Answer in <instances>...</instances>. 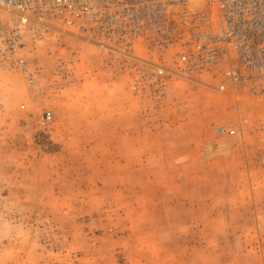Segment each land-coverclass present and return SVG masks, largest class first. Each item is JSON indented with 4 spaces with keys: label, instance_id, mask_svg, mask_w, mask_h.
Returning <instances> with one entry per match:
<instances>
[{
    "label": "rangeland",
    "instance_id": "obj_1",
    "mask_svg": "<svg viewBox=\"0 0 264 264\" xmlns=\"http://www.w3.org/2000/svg\"><path fill=\"white\" fill-rule=\"evenodd\" d=\"M24 42L21 55L39 70L46 94L17 72L1 73L0 264H264V173L250 178L230 159L223 172L199 163L189 172L176 168L183 157L168 156L176 147L202 151L216 141L233 147L217 129L231 125L239 109L246 119L252 103L174 83L165 122L149 123L128 78L107 74L98 47L57 32L42 41L26 33ZM73 53L76 80L48 93L60 59ZM90 98L112 105L111 126L98 137L79 127L82 135L73 138L66 123L77 113L67 106L85 104L87 118ZM129 101L134 117L122 109ZM48 110L55 120L43 139ZM251 121L245 135L257 148ZM126 131L130 142L121 140ZM125 149L132 155L122 156Z\"/></svg>",
    "mask_w": 264,
    "mask_h": 264
},
{
    "label": "built area",
    "instance_id": "obj_2",
    "mask_svg": "<svg viewBox=\"0 0 264 264\" xmlns=\"http://www.w3.org/2000/svg\"><path fill=\"white\" fill-rule=\"evenodd\" d=\"M53 32L101 49L103 68L109 76L128 78L149 123L165 122L174 83L264 107V0H0V78L17 72L46 94L39 70L21 50L26 33L42 41ZM77 63L76 53L60 59L48 93L71 87ZM54 120L52 111L43 113L41 138ZM256 125L264 137V121ZM217 132L231 138L245 133L233 124Z\"/></svg>",
    "mask_w": 264,
    "mask_h": 264
},
{
    "label": "crops",
    "instance_id": "obj_3",
    "mask_svg": "<svg viewBox=\"0 0 264 264\" xmlns=\"http://www.w3.org/2000/svg\"><path fill=\"white\" fill-rule=\"evenodd\" d=\"M94 94V93H93ZM239 98H243L241 96H239ZM93 101L90 102V107H89V111L91 112V114L88 115L87 118L81 117L82 115V110L86 108L85 104H78V103H71L67 106V110H72L73 114H75V111L77 113V119H75L73 117V119L68 118L67 119V123L66 125H71L73 126V138L79 137L82 134L77 133V131L80 129L79 127H86L87 126V130L89 131V134H91L93 131V135L91 136H101L100 133H105L106 127H109L111 125H109V123H111L112 121L109 119L108 113L109 111L112 110V105L107 103V101L105 100H95V98H90ZM249 101V100H248ZM250 103H252V105L255 106V108H252L249 110L248 117L245 118V116L243 115L242 110H240V113L235 115L237 116L236 119H233L231 121V123L233 125H237L239 127H241V129L245 132L246 131V125L245 122H249L252 124V120L255 121V123L259 120H263L264 121V107L262 105H258L252 101H249ZM238 106H240V108H242V104L239 103ZM138 107V102L136 103V108ZM167 108V107H166ZM122 109L123 111L128 115L131 114L134 117V112L131 113L130 111L134 108L133 104L130 103V101L125 105H122ZM137 110V109H136ZM69 114V112H68ZM70 114L71 111H70ZM88 113H86L87 115ZM235 118V117H234ZM168 119V118H167ZM247 122V123H248ZM250 123H248V125L250 126ZM247 125V126H248ZM136 126L138 127V123L136 124ZM135 126V127H136ZM93 128V129H92ZM255 130V129H254ZM128 132L126 131V133L121 134V140L122 142H130L132 140V135L131 134H127ZM256 134H258V136H260V140L256 141L255 143L256 145H258L257 148H255V146L250 145L249 140L246 137V132L244 133V135L242 136L243 140L241 141V138L235 137V138H226V139H230L233 144V147L230 146V148L227 150L225 148V146H221V143H219L218 141L215 142V144L212 147H203L202 151H198L197 149L194 148H187L185 146H183V148L180 146V148H174L173 153H175L174 155L170 152L168 154L172 155L173 157V161L176 160V158H180L183 157L184 159V163L185 165H181V167H176L178 169H184L187 171H192L195 172L196 169H193V164L195 163H199L201 164V167H217V170L220 171L223 163H227V161L230 159L232 161H237L236 163L240 164V169L245 170L250 178L253 176V174H260V173H264V138L262 136V134L260 132H254ZM136 142L140 141L141 139L138 136H134ZM224 138V137H223ZM125 139V140H124ZM228 145V144H226ZM126 146V144H125ZM202 147V146H201ZM259 148V149H258ZM124 153H122V156H131V152L129 153L128 149L122 150ZM138 152V150H137ZM162 151H157L155 153V156H159V154H161ZM138 154V153H137ZM197 158L199 159V161L197 160ZM173 166V167H172ZM171 170L175 171V167H174V163H172L171 165ZM191 167V169L189 170V168ZM239 167V166H238ZM263 169V170H262ZM170 171V168H168V172ZM224 170H221L220 172H223ZM237 173H239L237 171ZM255 179V178H254ZM252 184H253V179H252ZM252 189H255V187L253 186ZM142 250V249H141ZM161 250V249H159Z\"/></svg>",
    "mask_w": 264,
    "mask_h": 264
}]
</instances>
